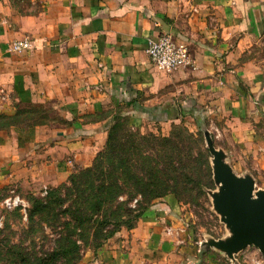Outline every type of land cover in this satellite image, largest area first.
<instances>
[{"label": "crops", "instance_id": "crops-1", "mask_svg": "<svg viewBox=\"0 0 264 264\" xmlns=\"http://www.w3.org/2000/svg\"><path fill=\"white\" fill-rule=\"evenodd\" d=\"M165 32L186 43L192 64L153 65L147 41ZM23 36L32 46L10 51ZM27 101L51 104L62 122L0 129V194L90 165L107 137L103 113L118 105L159 124L194 120L181 106L197 107L225 156L264 162V0H0V111ZM186 204L156 198L77 264H198Z\"/></svg>", "mask_w": 264, "mask_h": 264}, {"label": "trees", "instance_id": "trees-1", "mask_svg": "<svg viewBox=\"0 0 264 264\" xmlns=\"http://www.w3.org/2000/svg\"><path fill=\"white\" fill-rule=\"evenodd\" d=\"M181 110L191 112L200 128L192 131L184 123H172L167 134L141 132L122 110L104 112L112 116L92 163L76 167L66 182L44 196H29L26 234L33 236L45 226L55 229L54 248L36 257V252L12 243L10 264H77L82 245L97 249L121 226L132 227L156 198L168 193L181 203L201 204L207 189L214 187L199 121L203 115L194 106ZM44 112L17 106L11 113L0 111V129L46 124Z\"/></svg>", "mask_w": 264, "mask_h": 264}, {"label": "rangeland", "instance_id": "rangeland-1", "mask_svg": "<svg viewBox=\"0 0 264 264\" xmlns=\"http://www.w3.org/2000/svg\"><path fill=\"white\" fill-rule=\"evenodd\" d=\"M16 106L43 109L45 111V116H43V118L48 125L60 124L62 122V117L60 116L58 110L51 104H44L37 101H27L18 102L16 103L15 108ZM115 109L122 110V113H124L125 110L124 105H119V107L114 106L113 110ZM110 110H112V108ZM128 120L132 128L138 129L141 132H154L153 129L156 127L157 131H155V133L163 134L162 128L167 127L170 131L172 123H184L192 131H196L198 129L194 120L184 116L161 124H159L158 121L153 123L147 120H140V118L136 120L128 118ZM11 128L25 129L18 126H12ZM206 134L210 135L213 142L217 137L213 135V132H204L203 130L202 138L205 146H207ZM213 146L215 147L214 143ZM209 153L210 163L212 165L213 155L210 151ZM226 155L227 156H225L224 153V160L230 165L234 173L239 177L248 178L252 181V192L254 195L258 190H264V162H261L262 160L258 159L260 158L259 156H254V153L250 151L242 152L240 150L234 154L230 153V157H228L229 153H226ZM261 159L264 160V158ZM67 177L55 185L42 184L37 190L30 188L17 189L14 187V190L0 194V219L2 221L0 225V264H10V248L12 243H19L28 251L36 252V257H41L54 248L55 238L57 235L56 232H54L55 229H53V231L51 228L45 226L44 230L41 231L38 229L33 236L26 234V215L27 209L30 207L29 196H44L49 188L56 187L61 183L66 182ZM220 187V183L215 182L213 188L207 189L206 198L200 201L201 204L193 205L187 203L185 206L184 211L186 212V225L192 231L193 239L198 241V264H264V255L258 246L253 243L247 244L237 251H230L224 245L217 244L218 241L221 243L222 241L232 240L238 233L237 230L229 226L223 211L217 205L216 196H219L220 194ZM10 194H19L23 199V202L13 208H6L2 206V199ZM121 227L126 226L123 225ZM32 238L34 241L31 240ZM87 250L95 251L96 249L90 245H82L80 249V256L82 257ZM57 264H61V262L58 261Z\"/></svg>", "mask_w": 264, "mask_h": 264}, {"label": "water", "instance_id": "water-1", "mask_svg": "<svg viewBox=\"0 0 264 264\" xmlns=\"http://www.w3.org/2000/svg\"><path fill=\"white\" fill-rule=\"evenodd\" d=\"M206 136L207 146L213 155V181L221 185L216 202L229 226L238 232L232 240L216 243L230 251L253 243L264 255V190H258L254 195L252 181L237 176L224 160L223 151L213 146L210 135Z\"/></svg>", "mask_w": 264, "mask_h": 264}, {"label": "built area", "instance_id": "built-area-1", "mask_svg": "<svg viewBox=\"0 0 264 264\" xmlns=\"http://www.w3.org/2000/svg\"><path fill=\"white\" fill-rule=\"evenodd\" d=\"M32 46L28 36L14 39L9 50L20 52ZM146 51L148 56L158 69L163 71H172L179 66L192 64V58L185 42L176 41L171 33L165 32L156 38H149L147 41ZM23 202L19 194H10L5 196L1 204L6 208H13ZM2 221L0 219V225Z\"/></svg>", "mask_w": 264, "mask_h": 264}]
</instances>
